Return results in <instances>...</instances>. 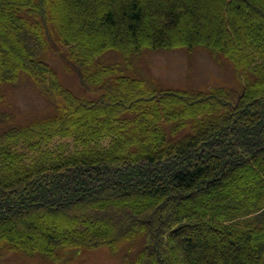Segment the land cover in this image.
Returning <instances> with one entry per match:
<instances>
[{
	"label": "trees",
	"instance_id": "obj_1",
	"mask_svg": "<svg viewBox=\"0 0 264 264\" xmlns=\"http://www.w3.org/2000/svg\"><path fill=\"white\" fill-rule=\"evenodd\" d=\"M177 48L208 50L237 84L160 88L133 70ZM23 80L50 106L0 128V254L264 264V0H0V87Z\"/></svg>",
	"mask_w": 264,
	"mask_h": 264
},
{
	"label": "rangeland",
	"instance_id": "obj_2",
	"mask_svg": "<svg viewBox=\"0 0 264 264\" xmlns=\"http://www.w3.org/2000/svg\"><path fill=\"white\" fill-rule=\"evenodd\" d=\"M51 63L69 88L76 93L83 92L79 76L65 68L62 58L54 56ZM133 70L160 88H209L237 84L232 66L224 61H216L204 48L192 51L184 48L145 50L135 60ZM95 90L90 89V92L94 93ZM49 106L43 92L29 81L0 87V128L26 122L47 111ZM62 259L52 262L41 255L11 250L0 254V264H121L120 258L106 245L82 248Z\"/></svg>",
	"mask_w": 264,
	"mask_h": 264
}]
</instances>
